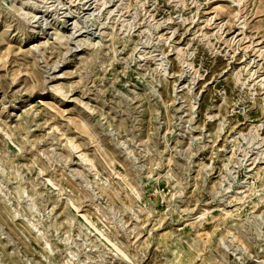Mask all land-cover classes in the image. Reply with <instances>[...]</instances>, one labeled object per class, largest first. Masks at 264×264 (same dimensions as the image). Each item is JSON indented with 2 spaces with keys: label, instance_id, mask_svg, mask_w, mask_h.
Here are the masks:
<instances>
[{
  "label": "rangeland",
  "instance_id": "1",
  "mask_svg": "<svg viewBox=\"0 0 264 264\" xmlns=\"http://www.w3.org/2000/svg\"><path fill=\"white\" fill-rule=\"evenodd\" d=\"M0 264H264V0H0Z\"/></svg>",
  "mask_w": 264,
  "mask_h": 264
}]
</instances>
